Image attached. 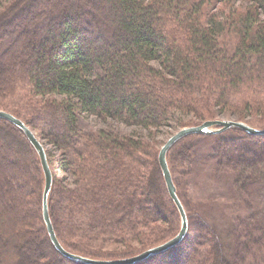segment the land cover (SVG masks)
<instances>
[{
    "label": "trees",
    "instance_id": "1",
    "mask_svg": "<svg viewBox=\"0 0 264 264\" xmlns=\"http://www.w3.org/2000/svg\"><path fill=\"white\" fill-rule=\"evenodd\" d=\"M8 1L0 28L21 18L34 28L28 35L26 24L0 32L8 40L0 42V97L62 98L42 105L29 98L27 120L6 111L31 129L39 127L58 149L75 153L59 162L47 154L53 172L49 215L62 246L85 257L112 259L170 240L181 228V217L159 165V149L151 152L143 138L111 129L81 131L79 114L154 129L166 126L177 111L196 118L183 126L228 112L264 128V0H248L244 6L232 0H56L61 8L46 12L38 23L31 18L50 0ZM220 4L229 5V11L217 12ZM21 38L30 51L26 59ZM4 129L15 137L12 154L17 160L10 174L21 182L14 179L9 187L13 213H0V264H84L63 256L50 241L42 214L40 158L26 135L0 118ZM199 139L215 152L211 169L222 182L240 193L257 191L259 183L264 189V135L231 128L180 139L167 152V161L187 212L188 231L178 245L136 264H264V212L256 215L254 201L241 200L255 217L240 218L242 211L235 212L230 246L213 223L201 218L200 209H187L177 168L184 166L190 183ZM239 140H248V147L242 148ZM223 158L228 162L224 167ZM5 162L0 164L4 168ZM60 171H68L76 187L63 184ZM62 200L65 220L60 217ZM256 206L264 208L261 202ZM75 236L116 239L126 242L127 249L97 256ZM131 239L140 246L133 247ZM13 255L15 261L6 260Z\"/></svg>",
    "mask_w": 264,
    "mask_h": 264
},
{
    "label": "rangeland",
    "instance_id": "2",
    "mask_svg": "<svg viewBox=\"0 0 264 264\" xmlns=\"http://www.w3.org/2000/svg\"><path fill=\"white\" fill-rule=\"evenodd\" d=\"M49 1V0H47ZM56 0H50L48 4H44V6H41L39 8V12L35 15H33V18H31V21L33 22H41L43 17L46 16V12H53L57 11L58 9L61 8L60 3H56ZM46 2V1H45ZM233 5H239V6H244L245 3H248V0H232ZM11 3L8 0H0V15L3 13H6L8 8H10ZM219 10L217 12H222V11H229V5L228 7L224 5H218ZM26 24V25H25ZM105 24L110 25L109 21L106 19ZM25 25L28 29L27 35L31 32V30L34 28L29 25L26 18H21L18 20V22H15L13 24H6L4 28H0V32H6L7 30H16L20 28L21 26ZM41 32V31H39ZM26 35V36H27ZM1 39L5 41L7 40V37L4 33L2 38H0V42L2 41ZM21 44L23 45L22 51L23 58L26 59V55H30V51L27 48L26 45V39L21 38ZM6 43V42H5ZM21 45V46H22ZM25 93H21V95L17 96H9V97H0V109L1 110H8V111H14L20 118L24 119H29L30 116L28 115V110L27 108V101L29 98L36 99L39 101V103L42 105L45 103L47 100H53V99H60L62 98L61 96H56L53 94L50 95H45V96H37L34 94H31L26 96ZM17 116V117H18ZM18 117V118H19ZM218 119H228V120H240L239 116L236 114L228 113L226 112L225 114L216 117ZM249 118H253L249 117ZM248 118V120H250ZM196 119L195 116H193L191 113L189 114H181L178 111L174 114H171V119L169 122L166 124V126H162L160 128H144V127H138L134 125H126L125 123L121 121H117L111 118H100L97 116L93 115H88L86 113L79 114V127L81 131L87 132V133H94L100 129H111L116 132H120L121 134L124 135H134L136 138H143L146 141V144L149 146L148 150L149 151H154L156 152L166 143V139H168L170 136L174 135L175 133L178 132V130L182 129L183 127H190V125H195L190 124L188 126H183V123L190 122V120ZM44 120V118H43ZM210 120V119H209ZM45 121V120H44ZM204 120H202L203 122ZM202 122H197L196 125L201 124ZM47 126V122H45ZM33 132L38 135L40 141L43 143V146H45L46 149V154H48V157L53 158L56 161H60L62 159H71L75 155L73 150L71 151H63L60 148L58 149L56 146L52 145L49 143L48 140L45 139L44 134L41 132L39 127L36 125L33 126L32 128ZM15 137L12 135V133H9L7 129H4V131L0 130V164L2 161H6V168L0 165V213L3 211L5 212L4 214L7 216H10L13 213V208L11 207L12 205V199H10V184H13L14 187V179L13 177V172L10 174L11 169L13 168V164L16 162L17 158L15 155L12 154L13 149L17 148L15 144ZM248 140H245V142H242L239 140L240 145L242 148L248 147L246 145V142ZM78 148H82V144L78 143ZM254 148V147H253ZM3 149V150H2ZM175 150V149H174ZM196 150L198 151L197 157H195V161H193V166H195V176L190 180V183L186 181V178L188 177L187 175H184L186 173V170L183 169L182 164L180 163V167L177 169L179 170L180 168V173L177 174L178 176V185L180 188V192L184 196V200H186L187 203V209L193 213L195 212V208L200 209L199 215L201 218H203L207 222H211L214 224L215 227H217L220 235L222 236L223 239L226 240V245L230 246L232 239L230 234L228 233L230 231V228L233 227L234 224H237L235 221L234 215L236 214L235 212L239 213L238 210L241 212L242 215L240 218H247L249 220L253 219L255 217V212L256 210V215H263L264 208H256V204L258 205V202L262 205H264V189H261V184H255V187L257 188V191H252L250 194L242 192L240 193L238 189H234L230 186L229 182H222V179L220 177H217V174L212 171V162L213 158L215 157V152L212 151L209 147L208 144L205 143L204 140H196ZM50 154V155H49ZM28 155V154H27ZM26 155V156H27ZM147 158H150V156H146ZM223 167L227 165V161L225 158L222 159ZM184 163V161H182ZM30 169V167L28 168ZM31 170V169H30ZM57 173V172H56ZM58 178H61V181L63 184L68 186L69 188L76 187L74 177L69 174L68 171H60L57 174ZM189 178V177H188ZM16 180V179H15ZM19 180V179H17ZM16 180V181H17ZM227 181V180H226ZM18 182H21L19 180ZM188 183V184H187ZM229 183V184H227ZM187 186L185 187V185ZM15 189H18L15 186ZM17 191V190H16ZM15 191V192H16ZM239 192V193H238ZM7 195H9V200H7ZM243 197L247 199L248 201H251L253 203V211L249 209L248 204L246 202H242L241 200L244 201ZM6 198V200H5ZM262 200V201H261ZM64 202L65 200L61 201V210L62 213L60 214V217L65 220L68 219L66 217V212H65V207H64ZM166 212H168L166 210ZM259 212V213H258ZM252 213V214H251ZM172 214L168 212V216L171 217ZM170 219V218H169ZM164 225H168V223H163ZM144 231L145 229H141ZM206 236L207 238H212V235L209 234L208 231H206ZM77 241L78 243L81 244H86L88 245L92 250L96 251L97 256H112V255H117L120 254V252L124 251L127 249L126 242H121L120 240L116 239H105L102 237L95 238L94 240L92 239H82L78 236H75L73 239ZM139 240H134L131 239L129 240V243L135 247V246H140ZM89 242V243H88ZM206 242V241H204ZM90 257V256H89ZM92 258V257H91ZM17 259L16 256H8L6 259L7 261H15ZM250 262H252L251 258L249 259Z\"/></svg>",
    "mask_w": 264,
    "mask_h": 264
},
{
    "label": "water",
    "instance_id": "3",
    "mask_svg": "<svg viewBox=\"0 0 264 264\" xmlns=\"http://www.w3.org/2000/svg\"><path fill=\"white\" fill-rule=\"evenodd\" d=\"M0 118L5 119L11 123H14L27 137L30 144L36 149L37 154L41 161L42 170L44 171V190H43V199H42V214L46 224V229L48 230L50 241L53 242L55 249L61 253L63 256L74 260L79 261L84 264H136L137 262L143 261L148 259V257L152 255H158L161 252L167 251L171 249V247L178 245L181 243L186 236V233L189 228L188 223V216L187 212L185 211L184 205L182 201L179 199L177 194V188L174 183L173 176L171 174L170 166L167 161V152L169 149L174 146L178 141L184 137L190 136V134H197V135H210L214 133H221L225 132L227 129L231 128H241L249 135H264V128L258 129L251 125H247L246 123L237 120H228V119H213V120H205L201 124L198 125H190V127H183L182 129L178 130L177 133L170 136L166 139V143L160 148L159 150V165H161L163 177H165L166 186L168 188L169 194L174 200L175 205L180 212L181 217V228L179 232L174 235L170 240H167L163 243H160L157 246L147 248V250L135 254V256L131 257H124V258H112V259H95L91 257H85L80 254H75L69 252L64 246H62L61 242L58 240L56 230L54 229L52 219L49 215V195L50 190L52 188V178L53 172L50 168L49 160L47 158L45 146H43L42 142L40 141L37 134L33 132V130L24 123L23 120L19 119L13 113H9L8 111H4L0 109Z\"/></svg>",
    "mask_w": 264,
    "mask_h": 264
}]
</instances>
